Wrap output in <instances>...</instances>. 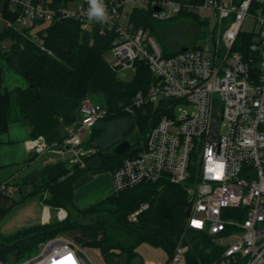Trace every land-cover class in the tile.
Wrapping results in <instances>:
<instances>
[{
  "label": "built area",
  "instance_id": "2783aa9c",
  "mask_svg": "<svg viewBox=\"0 0 264 264\" xmlns=\"http://www.w3.org/2000/svg\"><path fill=\"white\" fill-rule=\"evenodd\" d=\"M8 1L15 21L7 27L43 51L44 28L68 19L80 24L91 46L97 36L110 34L116 73L131 72L132 81L137 64L146 66L151 85L146 94L132 91L126 112L171 101L143 149L112 173L115 193L161 179L180 185L188 196L179 209L180 227L207 234L222 247L220 264H264V0H104L110 18L103 24L88 19L87 0L73 7ZM137 10L157 21L186 14L208 23L200 43L166 53L136 25ZM248 19L255 30L245 33ZM79 113V121L65 131L64 145L72 152L86 147L91 130L111 114L88 99L81 101ZM44 142L38 137L30 146L40 153ZM15 192L10 182L0 183V198ZM148 208L142 204L129 221L136 222ZM58 215L64 221L68 213L59 209ZM188 251L179 247L169 264H187ZM81 252L73 239L61 235L42 243L40 252L22 264H88Z\"/></svg>",
  "mask_w": 264,
  "mask_h": 264
},
{
  "label": "trees",
  "instance_id": "16d2710c",
  "mask_svg": "<svg viewBox=\"0 0 264 264\" xmlns=\"http://www.w3.org/2000/svg\"><path fill=\"white\" fill-rule=\"evenodd\" d=\"M74 1L76 0H53L52 6L66 7ZM150 17L148 11H135V23L139 27L145 28ZM43 31L47 33L46 51L10 27L0 31V51L4 47L2 44L11 43L2 55L28 83L25 88L15 89L18 110L24 119L30 120L34 125L33 139L43 137L51 146L62 144L66 132L59 114L44 100L40 89H64L73 77L78 51L85 47L104 54L111 48L112 38L110 34L97 36L91 46L90 37L82 32L80 24L68 19L51 24ZM137 67V74L132 81L119 82L113 87L131 91L139 88L146 94L152 78L146 66L138 63ZM9 96V91H2L0 71V133L7 130ZM169 103L171 101H162L157 107L147 103L135 109L132 114L121 111L115 115L110 114L106 119L130 115L133 122L127 132L137 122L146 140L151 129L168 112L166 107ZM143 147L144 144H130L125 155L107 152L109 147L100 149L97 155L101 159V166L96 170L92 171L89 167L69 171L64 177L49 181L45 186H37L33 193L40 195L46 206L64 209L68 216L56 224L32 227L5 238L0 236V264H7L8 259L18 258L30 246H39L66 231L76 230L102 234L101 240L87 245L99 249L105 264H129L140 257L137 249L143 244L163 249L172 258L180 243L189 247L187 264H220L222 247L216 245L207 234L185 230L178 225L176 211L188 204V196L182 186L167 179L142 183L115 193L87 210L75 207L74 185L82 175L87 172L113 173L122 166L125 159L137 155ZM144 203H148L149 208L138 215L136 222L129 221V216ZM244 263L240 260L233 264Z\"/></svg>",
  "mask_w": 264,
  "mask_h": 264
},
{
  "label": "crops",
  "instance_id": "0c3cea01",
  "mask_svg": "<svg viewBox=\"0 0 264 264\" xmlns=\"http://www.w3.org/2000/svg\"><path fill=\"white\" fill-rule=\"evenodd\" d=\"M47 2L52 3L53 0H47ZM14 21L15 14L9 1L0 0V31L6 28L10 22ZM81 55L82 54H80L79 57L77 54L73 77L64 89H40V93L44 100L59 114L64 131H66V128L79 121V106L81 101L88 99L93 104L101 105L95 103L90 95L84 93V79L86 75H90L95 69L98 60H85ZM93 55L96 57L94 53ZM0 71L2 91H9L10 95L7 130L0 133V183L10 182L16 188L13 197L0 198V221L10 213H13L15 209L18 211L17 214H15V218H20L22 214H27L28 212L31 213L23 222H17V224L24 223L16 227V230L19 231L36 226L52 225L51 218L53 210L57 213L58 222H61L62 220L58 215L59 208L46 206L41 200L40 195H35L33 192L37 186H45L49 181L64 177L71 169L68 161L73 157V154H71L72 152L67 148H64V150L57 148V144H55V146L52 145L49 149L40 153L31 148L30 142L33 139L34 125L30 120L24 119L20 115L17 107V93L15 92L16 88H25L28 84L27 80L5 60L1 51ZM131 95L132 91L130 90V98ZM111 104L114 106L112 108H115V104ZM122 111H125V109ZM115 114L111 113V115ZM112 118H115V116L109 119ZM103 121L99 122L97 126L91 130V134L94 133L97 136V141L103 131ZM131 124L132 122L130 121V126ZM121 140L123 139H119L115 144H119L118 142ZM99 145L101 144L99 143ZM68 151L71 153H67ZM98 164L99 160L96 159L90 162L88 167H95ZM24 192L28 194L25 197H23V194H25ZM18 194H22L20 199L17 198ZM114 194L113 176L111 172H87L82 175L74 185V205L78 210H87L110 198ZM33 198L38 200L35 201ZM179 224L181 223H178V225ZM70 233L73 235L76 234V237L81 234H90L80 230L71 231ZM98 234L99 233L91 234V236H93L91 239H87L83 235L80 237L86 243H91L92 239ZM99 239H102V234ZM137 252L146 262L164 264V252L161 249L143 244L137 249ZM154 257L156 259H154ZM101 260L104 261L102 257Z\"/></svg>",
  "mask_w": 264,
  "mask_h": 264
},
{
  "label": "rangeland",
  "instance_id": "374dc122",
  "mask_svg": "<svg viewBox=\"0 0 264 264\" xmlns=\"http://www.w3.org/2000/svg\"><path fill=\"white\" fill-rule=\"evenodd\" d=\"M77 0L69 4L71 7L75 6ZM132 12V10H130ZM212 16V14H211ZM211 20V19H210ZM148 25L145 27L146 32L152 34L156 40L158 41L160 47L168 53L175 52L180 47L183 46H192L194 43L201 42V39L204 35V31L207 25V21L202 19L199 16H187L186 14H182L178 17H175L166 21H157L148 19ZM255 30V22L248 19L244 24V32L249 33ZM3 52L4 50L9 49L11 43L5 42L2 44ZM93 53L96 55L94 57ZM82 54V58L85 60L94 61L98 60L96 63L95 69L90 73V75H86L84 79V93L90 95L91 99L94 100L95 103L101 104L108 108L109 112L112 114L118 113L123 109H126L128 105L131 103L130 98V90L127 89H115L113 87L114 84L119 82H130L132 73H116L112 67L111 63L114 62L115 58L111 52H106L104 54L99 53L97 50L92 48H82L78 53V56ZM80 57V56H79ZM78 59V58H77ZM111 103L115 104V108H112ZM97 105V104H96ZM125 106V107H124ZM103 121V120H102ZM101 121V122H102ZM130 121L133 122V118L130 115L115 117L109 120L103 121L102 128L103 131L100 134L98 141L97 136L92 133L89 135V142L86 147H83L79 150H75L72 152V149L69 148L67 153L73 154L72 158L68 161V164L71 166L69 171H75L77 169H88L89 163L98 159L99 164L97 166H91V170L94 171L101 166V159L98 157V151L100 149H104V147H109L107 152L114 151V148L118 145L115 144L119 139H123L121 141H128L130 144H138L143 145L145 143V136L143 131L139 128V124L137 122L134 123L133 129H130L128 132L125 131L130 126ZM261 129H264L262 126ZM99 143L101 145H99ZM45 150L49 149L47 144H45ZM104 147H103V146ZM52 146V145H51ZM55 146V144H54ZM57 146V145H56ZM57 148L63 149L65 148L64 141L62 144L58 145ZM91 151V152H90ZM124 153L123 155H125ZM23 197H25L27 192H24ZM22 194H18L17 198H21ZM33 200L37 201L38 199L33 198ZM17 210L14 209L13 213H10L7 217H5L2 221H0V236L8 237L13 235L19 230H16L21 224H17L18 221L23 222L28 215H31L30 212L27 214H22L20 218H15L17 214ZM176 221L177 223H181L183 221V211H176ZM56 211H52L51 222L53 224L58 223ZM26 223V222H25ZM24 224V223H23ZM22 224V225H23ZM83 231V230H80ZM71 231H66L62 234V236H69L73 239L76 244L82 250L81 255L87 261L88 264H105L104 261L101 260V254L99 253V249L91 247L87 245L85 241L82 240L80 236H84L87 239H91V234H81L76 237V234H71ZM61 236V235H60ZM101 238V233L96 235L93 242H98ZM185 245L179 244L175 249V252L179 247H183ZM41 249V245L39 246H30L14 260L8 259L7 264H22L26 260L36 256ZM159 249V248H158ZM164 253V264H169L171 257L168 256L167 252L161 249ZM141 252V251H140ZM139 254V253H138ZM103 258V257H102ZM154 259H156L154 257ZM4 264V263H2ZM129 264H157L155 262H146L143 257H139L136 260L131 261Z\"/></svg>",
  "mask_w": 264,
  "mask_h": 264
},
{
  "label": "clouds",
  "instance_id": "9594fccd",
  "mask_svg": "<svg viewBox=\"0 0 264 264\" xmlns=\"http://www.w3.org/2000/svg\"><path fill=\"white\" fill-rule=\"evenodd\" d=\"M89 5L87 17L89 20H95L98 23H105L109 20L107 5L104 0H87Z\"/></svg>",
  "mask_w": 264,
  "mask_h": 264
},
{
  "label": "water",
  "instance_id": "95a60500",
  "mask_svg": "<svg viewBox=\"0 0 264 264\" xmlns=\"http://www.w3.org/2000/svg\"><path fill=\"white\" fill-rule=\"evenodd\" d=\"M158 11V8L156 9ZM184 51H187L188 48H184L183 49ZM130 147V142L128 141H122L120 142L115 148H114V153L116 155H123L124 153L127 152V150L129 149Z\"/></svg>",
  "mask_w": 264,
  "mask_h": 264
}]
</instances>
